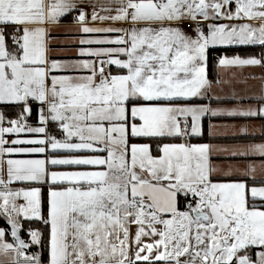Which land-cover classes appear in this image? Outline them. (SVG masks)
I'll return each instance as SVG.
<instances>
[{
	"label": "snow or ice",
	"instance_id": "obj_1",
	"mask_svg": "<svg viewBox=\"0 0 264 264\" xmlns=\"http://www.w3.org/2000/svg\"><path fill=\"white\" fill-rule=\"evenodd\" d=\"M0 264H264V0H0Z\"/></svg>",
	"mask_w": 264,
	"mask_h": 264
},
{
	"label": "crops",
	"instance_id": "obj_2",
	"mask_svg": "<svg viewBox=\"0 0 264 264\" xmlns=\"http://www.w3.org/2000/svg\"><path fill=\"white\" fill-rule=\"evenodd\" d=\"M67 24H68V21L65 22V26H67ZM53 55L54 56H61V57H68V56L73 55V53H71V52H56V53H53ZM217 72H218V70H217ZM229 75H230V73H229ZM219 78H221V79H227L228 76H226L223 73H221L220 76H219ZM249 85L250 86H254V83L250 81L249 82ZM241 86L242 85H237V87H241ZM220 88H223L225 92H227V91L230 90L227 85H220V86H218L217 87V91H219ZM194 143H213V144H215V143H218V141L211 140L209 142H207V141H201V142H194Z\"/></svg>",
	"mask_w": 264,
	"mask_h": 264
},
{
	"label": "trees",
	"instance_id": "obj_3",
	"mask_svg": "<svg viewBox=\"0 0 264 264\" xmlns=\"http://www.w3.org/2000/svg\"><path fill=\"white\" fill-rule=\"evenodd\" d=\"M227 54H228V55H232L233 53H227ZM243 54H244L243 51H241V55H243ZM214 55H215V54H214ZM210 75H211L213 78H217V69H215V68L213 67V69H212ZM218 78H219V77H218ZM201 141H207V142H209V141H211V139H209L208 137H205V138L200 139V140H194L193 142H201Z\"/></svg>",
	"mask_w": 264,
	"mask_h": 264
}]
</instances>
